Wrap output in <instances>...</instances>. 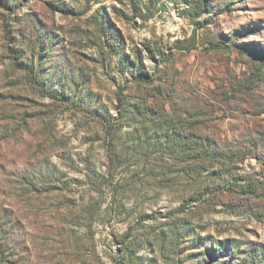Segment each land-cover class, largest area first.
<instances>
[{"label": "rangeland", "instance_id": "rangeland-1", "mask_svg": "<svg viewBox=\"0 0 264 264\" xmlns=\"http://www.w3.org/2000/svg\"><path fill=\"white\" fill-rule=\"evenodd\" d=\"M0 264H264V0H0Z\"/></svg>", "mask_w": 264, "mask_h": 264}]
</instances>
